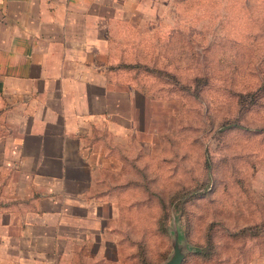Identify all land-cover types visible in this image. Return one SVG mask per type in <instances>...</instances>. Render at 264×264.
<instances>
[{
    "label": "rangeland",
    "instance_id": "374dc122",
    "mask_svg": "<svg viewBox=\"0 0 264 264\" xmlns=\"http://www.w3.org/2000/svg\"><path fill=\"white\" fill-rule=\"evenodd\" d=\"M129 35L113 39L111 71L147 91L158 133L118 144L130 159L109 171L118 246L73 264H160L175 228L183 264H264V0H163ZM188 189L182 209L169 204Z\"/></svg>",
    "mask_w": 264,
    "mask_h": 264
},
{
    "label": "crops",
    "instance_id": "0c3cea01",
    "mask_svg": "<svg viewBox=\"0 0 264 264\" xmlns=\"http://www.w3.org/2000/svg\"><path fill=\"white\" fill-rule=\"evenodd\" d=\"M162 3L0 0V262L73 264L118 246L109 171L130 162L119 145L158 133V112L113 76V39Z\"/></svg>",
    "mask_w": 264,
    "mask_h": 264
},
{
    "label": "trees",
    "instance_id": "16d2710c",
    "mask_svg": "<svg viewBox=\"0 0 264 264\" xmlns=\"http://www.w3.org/2000/svg\"><path fill=\"white\" fill-rule=\"evenodd\" d=\"M110 68L112 69L113 67H111L110 66ZM148 71H155V70H157L159 73H160V70H158V68H151L150 66H147V68H146ZM157 75H159V74H157ZM145 92H147L146 90H144ZM193 191V190H192ZM195 192H196V190H194V192H191V190H186V191H183V192H181V191H176L175 193H173L172 194V196L170 197V200H169V204L171 205V206H176L177 207V209L178 210H180V209H182V206H183V204L184 203H186L189 199H191L192 197H193V195L195 194ZM146 200V199H145ZM145 200H143L144 201V203L143 204H146L145 203ZM140 204H142V201L141 200H138V202H134L133 204L131 203L130 205H126V207L125 208H127V210H128V213H129V211H130V213H131V211H132V205H134V206H136V207H138V206H140ZM166 204H168L167 202H165L164 204H163V206L164 205H166ZM123 208V207H122ZM167 216V213L165 212V213H163V217L161 218V221L164 223V221H165V217ZM258 223H256V224H254L253 225V227L254 226H256ZM162 226H163V224H162ZM249 227H251V226H249ZM262 231H264V229H261V230H258V232H254L255 234H253V235H257L258 236V234H260L259 232H262ZM209 249L210 248H207V246H204V245H199V246H197V251L199 252V253H207V251L209 252Z\"/></svg>",
    "mask_w": 264,
    "mask_h": 264
},
{
    "label": "water",
    "instance_id": "95a60500",
    "mask_svg": "<svg viewBox=\"0 0 264 264\" xmlns=\"http://www.w3.org/2000/svg\"><path fill=\"white\" fill-rule=\"evenodd\" d=\"M188 250L189 246L181 240L179 229L175 228L173 251L170 256L160 264H183Z\"/></svg>",
    "mask_w": 264,
    "mask_h": 264
}]
</instances>
